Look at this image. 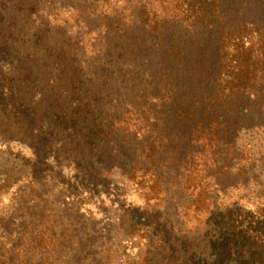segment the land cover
Here are the masks:
<instances>
[{"label": "trees", "instance_id": "16d2710c", "mask_svg": "<svg viewBox=\"0 0 264 264\" xmlns=\"http://www.w3.org/2000/svg\"><path fill=\"white\" fill-rule=\"evenodd\" d=\"M130 1L0 0V264H264L259 192L166 186L264 119V0Z\"/></svg>", "mask_w": 264, "mask_h": 264}, {"label": "rangeland", "instance_id": "374dc122", "mask_svg": "<svg viewBox=\"0 0 264 264\" xmlns=\"http://www.w3.org/2000/svg\"><path fill=\"white\" fill-rule=\"evenodd\" d=\"M129 4L131 9L134 10V8H137L135 1L132 0ZM129 11L130 9L127 8L124 10V13L128 14ZM255 119L256 117H253V120ZM263 122L264 119L258 118L254 123L255 127L249 129H245V126L242 125L246 131L240 134V137L234 133L230 138L217 143L213 138L211 143L213 144L212 149L215 152V157L210 155V153H213V150H211L207 159H200L196 146L192 144L191 155L197 156L198 161L194 158L195 161L192 164L188 163L189 171L186 172V174L182 172V170H185L184 167L177 165L178 163H171L166 167L167 173L171 176V179L166 183V186L171 190L169 193L175 190L180 192V190H185L186 187H189L188 192H190L189 194L192 196L190 199L192 200V205L187 211L189 212L187 213L188 215H186L189 217L187 220L193 224V235L198 236V234L204 231V217L208 215L212 207L211 201H213L209 196L207 188L200 184L202 176L207 175L214 178L212 184L216 182L219 184L220 188L226 189V187H230V185L234 186L238 184L245 190L252 189L255 192H259L260 197L258 198H264V127H260L264 126ZM217 144L218 146L214 149ZM182 166L186 167L184 164ZM119 178V172L112 177L114 181H117ZM78 186L80 185L78 184ZM105 188L106 189H101L100 195H95L93 198L94 201L103 200L102 204L97 207L105 212L110 211L109 208H106L105 203L108 205L112 204V207H115L117 204L113 198L116 196L114 193H119L118 189H121L120 193L124 194L126 197L129 195L126 189L117 188L113 184ZM254 194L257 195L256 193ZM160 197L161 196L153 200L151 199V201L156 204V206L160 205V203L163 204L165 199L162 200ZM128 198L137 202V200L134 198L132 199V197ZM141 198L143 199V193ZM92 209L93 212H99L95 206H92ZM136 221L140 222L141 217L137 215Z\"/></svg>", "mask_w": 264, "mask_h": 264}]
</instances>
